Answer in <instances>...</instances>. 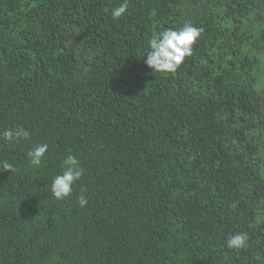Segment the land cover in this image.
<instances>
[{"label":"trees","instance_id":"1","mask_svg":"<svg viewBox=\"0 0 264 264\" xmlns=\"http://www.w3.org/2000/svg\"><path fill=\"white\" fill-rule=\"evenodd\" d=\"M123 2L0 0V132L30 134L0 139V264H264V0H126L113 20ZM186 23L192 54L149 68ZM69 154L84 174L57 201Z\"/></svg>","mask_w":264,"mask_h":264},{"label":"clouds","instance_id":"2","mask_svg":"<svg viewBox=\"0 0 264 264\" xmlns=\"http://www.w3.org/2000/svg\"><path fill=\"white\" fill-rule=\"evenodd\" d=\"M127 2L121 3L119 7L112 9L113 20L119 19L127 10ZM201 29L186 23L178 30L167 29L157 33L149 42V50L145 64L156 72L171 73L183 63L186 57L192 54L193 44L200 36ZM29 132L24 128L7 129L0 132V139L14 144L21 139L27 140ZM48 143H40L31 148L27 157L31 165L39 167L45 154L48 152ZM16 172L15 166L8 160H0V172ZM84 170L79 159L74 155H67L63 160V171L56 175L51 182V194L57 201L67 199L73 191V185L81 179ZM78 204L81 208L88 204V199L84 195L78 197ZM248 240L246 233H237L229 237L226 241L229 249H241Z\"/></svg>","mask_w":264,"mask_h":264}]
</instances>
